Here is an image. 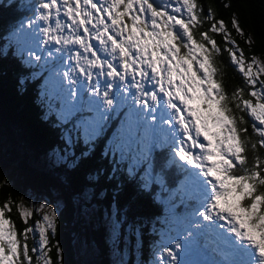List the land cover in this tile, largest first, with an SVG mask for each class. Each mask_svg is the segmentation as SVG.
<instances>
[{"label":"snow or ice","instance_id":"obj_1","mask_svg":"<svg viewBox=\"0 0 264 264\" xmlns=\"http://www.w3.org/2000/svg\"><path fill=\"white\" fill-rule=\"evenodd\" d=\"M32 8L30 31L22 24L18 42L29 63H51L63 93L58 119L76 117L87 144L105 134L115 106L127 105L110 148L128 162V174L147 164L143 187L153 179L163 187L148 163L157 147L169 150L161 173L176 166L185 174L195 204L164 221L154 264H264V59L247 57L225 21L210 7L203 15L198 0H37ZM205 21L210 27L197 39ZM231 25L245 36L235 16ZM209 33L222 35L224 47ZM224 52L245 84L231 93L217 64ZM85 108L89 115L78 116ZM14 203L0 205V264H57L56 211L17 203L20 230L8 215ZM34 212L41 216L30 224Z\"/></svg>","mask_w":264,"mask_h":264},{"label":"trees","instance_id":"obj_2","mask_svg":"<svg viewBox=\"0 0 264 264\" xmlns=\"http://www.w3.org/2000/svg\"><path fill=\"white\" fill-rule=\"evenodd\" d=\"M18 3L19 0H0V127L14 137L11 142L15 146L13 148L10 143L4 150L0 147V205L9 199L15 202L8 215L22 230L25 225L19 217L16 204L25 203L26 195L31 191L43 192L47 196L51 189L58 192L63 205L56 211V233L50 236L53 245L51 256L57 264H77L74 245L82 238L91 241L98 250L101 257L99 264H108L103 227L99 221L89 219L85 222V211L91 201L106 210L113 209L121 223L120 236L129 235L132 239L139 237L142 250L140 264H144L145 246L155 238L149 231L150 225L163 215L164 203H159V197L170 198L171 201L167 203L176 212L184 211L181 203H173V190L176 184L182 182L185 174L176 166L164 168L161 173L169 150L159 147L153 150L148 163L155 169L154 177L163 175V187L155 179L149 181L148 188L143 187L144 180L148 179L145 175L147 164L142 163L137 168L135 177L128 174V162L121 161L118 153L113 155L110 148L120 122L124 120L127 105L115 106V112L121 115L117 117L114 112L105 134L87 144L73 127L76 117L68 123L58 119L61 100L57 93L61 90L53 87V94L47 97L40 89L42 76L50 68L41 61L29 63L28 58L15 53L5 43L7 26L18 18L21 11ZM198 3L204 10L203 15H207L210 7L216 20L225 21L247 57L256 55L264 59V0H198ZM233 16L244 30V37H240L232 28ZM210 24L211 21H205L195 30L197 39L200 32L208 30ZM209 34L224 47L222 35ZM248 38H251V45L246 43ZM217 64L221 67L228 93L237 86L245 87L242 75L230 64L227 52L217 57ZM113 91L118 97V91ZM81 95L86 102L87 93ZM79 115L87 116L89 113L85 108ZM245 119L249 121L247 127L251 134L252 122L247 115ZM69 133L71 144L67 142ZM258 151L264 156V148ZM85 152L87 155H82ZM252 155L249 151L250 163ZM85 196L91 198L89 202L82 200ZM35 220L34 213L29 223L34 224ZM57 246L60 249L59 258ZM128 259L127 263L132 264L131 253Z\"/></svg>","mask_w":264,"mask_h":264},{"label":"rangeland","instance_id":"obj_3","mask_svg":"<svg viewBox=\"0 0 264 264\" xmlns=\"http://www.w3.org/2000/svg\"><path fill=\"white\" fill-rule=\"evenodd\" d=\"M36 2L37 0H32L29 6L23 7V10L20 11L18 18L15 21H13L12 24L7 26L8 30L5 32L4 35L6 45L11 47L15 53L20 54L24 58H28V56L26 52H22V46L18 42V37H19L18 30L23 24L25 30L30 31V28L28 26V19L33 16L32 5ZM41 63L43 65H47V67H49L50 69L52 67L51 63L45 64L43 60H41ZM50 69H46V74L45 76H42L41 84H40V89L45 93L47 97H50L53 94V87L54 88L57 87L58 90L60 89L56 80L52 76ZM36 74L37 75L39 74L38 70L36 71ZM248 118L253 123L251 118L250 117ZM11 139H14V137L9 132L4 131L0 127V147L2 148V150H4V148L8 146L10 143L12 144ZM201 140H203L202 137ZM13 148H15L14 145ZM183 181L184 178L182 179V182ZM182 182L176 184V188L173 190V194H175V199H173L174 201L173 203L175 202H177L178 204L181 203L180 206L184 208L183 212H176L177 210L175 211L172 208V206L167 203L171 201L170 198L164 196L159 197V201H160L159 203H164V206L162 208L163 215L159 217L156 223L152 222L150 225L149 231L150 233H153L155 238L145 246V252H143L144 264H154V261L157 258L158 253L156 251V246L160 241L161 232L167 230L169 226L168 224H165L164 221L166 219L171 221L173 214H175L176 216L187 215L195 204V201L190 198L191 195L190 190L188 191V194H186V189L183 186ZM168 190L170 189L168 188ZM50 191L51 193L49 196H47L43 192L31 191L26 195V200H24L25 202L24 204L34 209L38 208L40 204H47L51 206L55 211H57V209L63 205V202L61 201L60 195L58 194L57 191L52 189ZM90 199H91L90 197L85 196L82 200L84 202L85 201L89 202ZM34 213L36 219H39L41 213L40 212H34ZM85 213H86L85 222L86 220L89 219H91L94 222L99 221L101 226L103 227L104 239L107 243L106 256L108 259V264H128L127 263L129 260L128 256L130 253L133 255L132 264H140L142 262V260H140L142 256V250L140 249L139 237L132 239L130 238L129 235H125L126 237L120 236L121 233L119 231H120L121 223L120 222L116 223V221L118 220L115 216V211H113V209L106 210L103 207L94 205L91 201L90 206L86 209ZM74 246L76 251L75 256H76L77 264H99L101 257L99 256L98 250L95 248V246L92 244L91 241L87 242L85 239L82 238L80 242L75 243ZM190 258L202 259L204 257L194 254Z\"/></svg>","mask_w":264,"mask_h":264},{"label":"flooded vegetation","instance_id":"obj_4","mask_svg":"<svg viewBox=\"0 0 264 264\" xmlns=\"http://www.w3.org/2000/svg\"><path fill=\"white\" fill-rule=\"evenodd\" d=\"M32 0H19L18 6L23 9L25 5H30ZM157 2H161V0H157ZM27 3V4H26ZM205 15V14H204Z\"/></svg>","mask_w":264,"mask_h":264}]
</instances>
